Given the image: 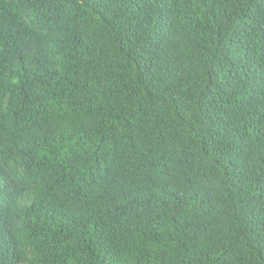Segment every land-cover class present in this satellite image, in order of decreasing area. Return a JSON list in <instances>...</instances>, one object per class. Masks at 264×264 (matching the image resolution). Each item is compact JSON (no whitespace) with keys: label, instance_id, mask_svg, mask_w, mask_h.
Returning <instances> with one entry per match:
<instances>
[{"label":"trees","instance_id":"1","mask_svg":"<svg viewBox=\"0 0 264 264\" xmlns=\"http://www.w3.org/2000/svg\"><path fill=\"white\" fill-rule=\"evenodd\" d=\"M0 264H264V0H0Z\"/></svg>","mask_w":264,"mask_h":264}]
</instances>
